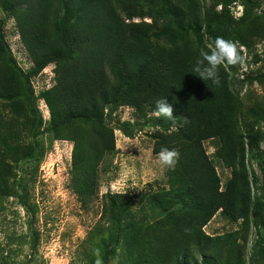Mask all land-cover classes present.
<instances>
[{
  "label": "trees",
  "instance_id": "16d2710c",
  "mask_svg": "<svg viewBox=\"0 0 264 264\" xmlns=\"http://www.w3.org/2000/svg\"><path fill=\"white\" fill-rule=\"evenodd\" d=\"M0 8L14 20L33 64L29 75L17 73L0 19V158L27 133L38 146L43 120H31L37 113L31 78L55 64L54 85L41 94L51 117L47 131L74 144L70 186L87 204L98 194L103 161L116 149L106 109L125 106L147 118L166 99L174 119L152 135L154 154L179 153L166 187L137 197L109 195L92 235L102 238L106 258L121 247L127 264H246L240 243L260 216L247 154L263 142L250 116L264 119V111L243 109L228 64L218 68L219 85L191 73L201 50L209 51L205 36H221L198 0H0ZM214 140L216 157L231 171L225 184L206 150ZM23 145L15 150L23 152ZM9 167L0 164V192L9 189ZM218 213L241 221V229L207 234ZM258 247L257 253L264 245Z\"/></svg>",
  "mask_w": 264,
  "mask_h": 264
},
{
  "label": "rangeland",
  "instance_id": "374dc122",
  "mask_svg": "<svg viewBox=\"0 0 264 264\" xmlns=\"http://www.w3.org/2000/svg\"><path fill=\"white\" fill-rule=\"evenodd\" d=\"M198 3L210 28L220 33V37L236 42L243 56L242 64L228 67L223 64L232 69L243 109L264 111V0H198ZM6 16L0 8L5 39L16 61L17 73L29 75L33 64L14 20ZM216 38V35L205 36L204 44L209 51ZM55 68V64L49 65L31 78L37 110L30 113L31 120L36 122L37 116L43 120L38 146L33 134L27 133L21 143L25 144L23 152L15 150L19 144L12 152L1 153L0 164H8L12 173H9V189L0 192V264H96L97 260L101 264H127L121 247H114L113 254L106 258L102 238H94L92 232L102 220L109 195L137 197L150 189L166 187L167 169L153 153L152 135L164 129L167 119L153 114L141 118L134 109L125 106L106 109L105 122L115 130L116 149L100 167L98 194L84 204L70 186L74 144L47 131L51 117L41 94L53 87ZM250 121L255 123V131L263 141L253 155L247 154L253 207L260 216L256 225L251 220L247 242L240 244L246 264H251L253 258L254 264H264V248L257 253L258 246L264 245V171L259 165L261 158L264 159L263 115L250 116ZM122 130L132 132L133 136L127 137ZM218 144L214 140L205 146L225 184L231 178V171L215 155ZM138 208L135 204V211ZM241 223L231 222L218 213L205 231L209 235H221L241 229Z\"/></svg>",
  "mask_w": 264,
  "mask_h": 264
},
{
  "label": "clouds",
  "instance_id": "9594fccd",
  "mask_svg": "<svg viewBox=\"0 0 264 264\" xmlns=\"http://www.w3.org/2000/svg\"><path fill=\"white\" fill-rule=\"evenodd\" d=\"M210 48V51L201 50L200 58L195 61L191 73L204 80L207 85L209 82L212 85H219L218 68L223 64H242L243 56L238 51L236 42L223 37H217L214 41V47L210 46ZM153 115L169 120L174 119L173 109L166 99L155 102ZM157 159L162 167L174 170L179 159V153L175 149L161 148L157 153ZM96 264H101V262L97 260Z\"/></svg>",
  "mask_w": 264,
  "mask_h": 264
}]
</instances>
